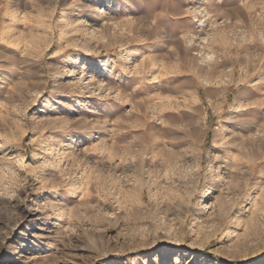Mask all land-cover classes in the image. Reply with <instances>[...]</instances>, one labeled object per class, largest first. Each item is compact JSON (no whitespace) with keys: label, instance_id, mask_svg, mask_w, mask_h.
I'll return each instance as SVG.
<instances>
[{"label":"rangeland","instance_id":"374dc122","mask_svg":"<svg viewBox=\"0 0 264 264\" xmlns=\"http://www.w3.org/2000/svg\"><path fill=\"white\" fill-rule=\"evenodd\" d=\"M12 34L0 264H264V0H0Z\"/></svg>","mask_w":264,"mask_h":264},{"label":"bare ground","instance_id":"6f19581e","mask_svg":"<svg viewBox=\"0 0 264 264\" xmlns=\"http://www.w3.org/2000/svg\"><path fill=\"white\" fill-rule=\"evenodd\" d=\"M12 34V36L9 38L8 42L11 46H14V47H11V48H14V49H17L18 53L17 54H9V53H5L4 54H1V60H0V73H3V74H9L11 75V72H13V68H12V63H14V61L17 59V58H23L24 57V54L27 50V44H26V41H25V38H18V36L15 34ZM20 35V34H19ZM16 53V52H15ZM23 61V60H22ZM15 87V85H13ZM247 133H252V129L249 128L247 130ZM241 143V142H240ZM242 144V143H241ZM240 144V145H241ZM245 145H243L244 147ZM228 159V158H227ZM229 160V159H228ZM231 167V166H230ZM252 167V166H251ZM250 177V176H249ZM247 190L250 189L251 187L250 186H247L246 187ZM239 193V192H238ZM213 201L211 202V208L214 209V211H217L218 208L221 209V205H222V201L220 200H217L215 199V197L213 196ZM223 207V206H222ZM220 215V214H219Z\"/></svg>","mask_w":264,"mask_h":264}]
</instances>
